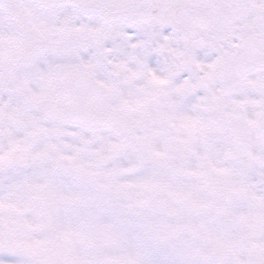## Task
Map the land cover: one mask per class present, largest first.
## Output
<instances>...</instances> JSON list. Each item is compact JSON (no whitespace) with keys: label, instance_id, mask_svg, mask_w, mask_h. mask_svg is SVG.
<instances>
[{"label":"snow or ice","instance_id":"1","mask_svg":"<svg viewBox=\"0 0 264 264\" xmlns=\"http://www.w3.org/2000/svg\"><path fill=\"white\" fill-rule=\"evenodd\" d=\"M0 264H264V0H0Z\"/></svg>","mask_w":264,"mask_h":264}]
</instances>
